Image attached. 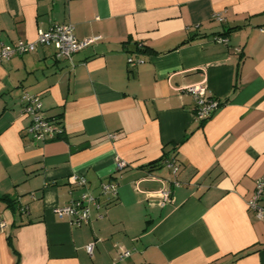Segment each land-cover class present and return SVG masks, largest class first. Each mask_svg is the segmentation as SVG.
<instances>
[{
    "label": "crops",
    "instance_id": "crops-1",
    "mask_svg": "<svg viewBox=\"0 0 264 264\" xmlns=\"http://www.w3.org/2000/svg\"><path fill=\"white\" fill-rule=\"evenodd\" d=\"M54 24L100 39L73 65L49 47L0 62V198L15 202L0 199V264H264V218L247 207L264 177V0H0V44ZM196 85L221 103L207 122ZM26 94L60 139L27 133ZM84 193L98 199L89 223L58 216Z\"/></svg>",
    "mask_w": 264,
    "mask_h": 264
},
{
    "label": "built area",
    "instance_id": "built-area-1",
    "mask_svg": "<svg viewBox=\"0 0 264 264\" xmlns=\"http://www.w3.org/2000/svg\"><path fill=\"white\" fill-rule=\"evenodd\" d=\"M215 19L222 21L219 14L213 16ZM260 32L264 34V26L260 28ZM99 37L88 38L79 40L75 35L74 26L71 24H54L46 31H40L35 42H20L13 46L0 44V62L9 61L16 56H24L28 53H33L38 47L54 48L55 56L58 60H66L74 64L73 59L76 54L94 43ZM220 42L226 43V39L219 38ZM128 63L131 66L143 63L142 60L134 61L129 59ZM192 94L195 98L196 107L194 115L197 121L205 122L209 120L215 111L221 106L218 99L213 98L205 89L203 85L191 86L185 90ZM23 112L24 115L31 119V123L27 128V133L32 136L35 142H49L60 139L63 136V129L54 120L45 115L43 104L36 96L26 94L23 96ZM167 165L177 172L174 163L168 162ZM127 164L119 162L117 170H123ZM75 185L78 187L86 186L84 177L78 176L74 178ZM178 185V184H177ZM117 191L116 183H105L102 185V192L104 194L115 195ZM160 206L164 207L171 203L173 193L169 188H164L160 191ZM264 177L256 181V189L254 195L248 199L247 207L255 212L257 219L264 218ZM98 199L90 193H84L82 196L71 201L69 204L58 209L57 214L60 218L68 217L73 225L81 226L91 221V208L97 205ZM23 213L27 212L26 208H21ZM5 222H0V232L6 228ZM95 244H89L86 247L88 254L92 255ZM132 252L129 250H121L118 254L117 261H123L131 256Z\"/></svg>",
    "mask_w": 264,
    "mask_h": 264
},
{
    "label": "trees",
    "instance_id": "trees-1",
    "mask_svg": "<svg viewBox=\"0 0 264 264\" xmlns=\"http://www.w3.org/2000/svg\"><path fill=\"white\" fill-rule=\"evenodd\" d=\"M236 29H238V27L232 28V29H230L229 31H233V30H236ZM51 119L56 121L55 118H51ZM210 119H211V118H210ZM210 119H209V120H210ZM209 120H206L205 122H207V121H209ZM180 144H181V143H180ZM180 144H176V145H174L173 148H172V152H175V151L178 149V146H179ZM168 159H169V153H165V155H164L160 160L155 161V162H153V163H150V164H148L146 167L149 168V171L152 172L153 170H157V169L162 168L163 165H164V163H165L166 160H168ZM0 199H1L2 201L6 202L10 207L14 208L15 202H13L9 197H2V198H0ZM8 242H9V245L11 246L13 252H14L16 255H19L18 252H17V250L14 248V245H13V243H12V239H11V237L8 238ZM17 264H18V262H17Z\"/></svg>",
    "mask_w": 264,
    "mask_h": 264
}]
</instances>
